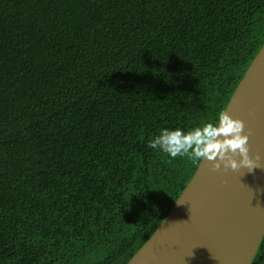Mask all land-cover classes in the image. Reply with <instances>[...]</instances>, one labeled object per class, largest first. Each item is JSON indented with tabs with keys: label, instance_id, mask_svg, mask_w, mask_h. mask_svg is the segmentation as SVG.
Instances as JSON below:
<instances>
[{
	"label": "trees",
	"instance_id": "trees-1",
	"mask_svg": "<svg viewBox=\"0 0 264 264\" xmlns=\"http://www.w3.org/2000/svg\"><path fill=\"white\" fill-rule=\"evenodd\" d=\"M264 42V0H0V264H126ZM251 264H264V237Z\"/></svg>",
	"mask_w": 264,
	"mask_h": 264
},
{
	"label": "water",
	"instance_id": "water-1",
	"mask_svg": "<svg viewBox=\"0 0 264 264\" xmlns=\"http://www.w3.org/2000/svg\"><path fill=\"white\" fill-rule=\"evenodd\" d=\"M225 110L243 122L258 167L214 169L200 159L168 214L126 264L252 263L264 237V42Z\"/></svg>",
	"mask_w": 264,
	"mask_h": 264
},
{
	"label": "clouds",
	"instance_id": "clouds-1",
	"mask_svg": "<svg viewBox=\"0 0 264 264\" xmlns=\"http://www.w3.org/2000/svg\"><path fill=\"white\" fill-rule=\"evenodd\" d=\"M243 128V122L231 117L225 110L219 114L215 124L206 123L191 131L181 128L162 129L150 142L149 147L159 148L171 158H206L212 162L214 169H219L223 164L232 169L244 166L251 170L258 166L249 157L248 136L243 134ZM236 157H239V160Z\"/></svg>",
	"mask_w": 264,
	"mask_h": 264
}]
</instances>
